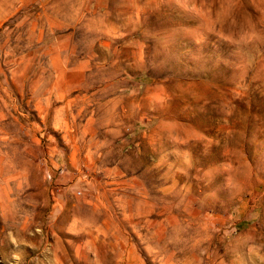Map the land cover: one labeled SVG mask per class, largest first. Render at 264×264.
Returning <instances> with one entry per match:
<instances>
[{
    "label": "rangeland",
    "instance_id": "rangeland-1",
    "mask_svg": "<svg viewBox=\"0 0 264 264\" xmlns=\"http://www.w3.org/2000/svg\"><path fill=\"white\" fill-rule=\"evenodd\" d=\"M0 264H264V0H0Z\"/></svg>",
    "mask_w": 264,
    "mask_h": 264
}]
</instances>
